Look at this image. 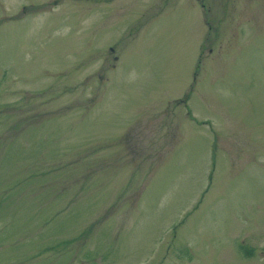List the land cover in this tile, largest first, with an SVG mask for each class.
Wrapping results in <instances>:
<instances>
[{
  "label": "rangeland",
  "instance_id": "rangeland-1",
  "mask_svg": "<svg viewBox=\"0 0 264 264\" xmlns=\"http://www.w3.org/2000/svg\"><path fill=\"white\" fill-rule=\"evenodd\" d=\"M0 264H264V0H0Z\"/></svg>",
  "mask_w": 264,
  "mask_h": 264
},
{
  "label": "flooded vegetation",
  "instance_id": "flooded-vegetation-1",
  "mask_svg": "<svg viewBox=\"0 0 264 264\" xmlns=\"http://www.w3.org/2000/svg\"><path fill=\"white\" fill-rule=\"evenodd\" d=\"M111 50V49H110Z\"/></svg>",
  "mask_w": 264,
  "mask_h": 264
}]
</instances>
